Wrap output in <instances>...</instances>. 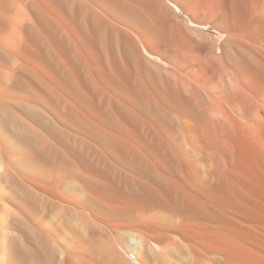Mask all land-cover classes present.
Returning a JSON list of instances; mask_svg holds the SVG:
<instances>
[{
	"label": "bare ground",
	"instance_id": "6f19581e",
	"mask_svg": "<svg viewBox=\"0 0 264 264\" xmlns=\"http://www.w3.org/2000/svg\"><path fill=\"white\" fill-rule=\"evenodd\" d=\"M0 264H264V0H0Z\"/></svg>",
	"mask_w": 264,
	"mask_h": 264
},
{
	"label": "rangeland",
	"instance_id": "374dc122",
	"mask_svg": "<svg viewBox=\"0 0 264 264\" xmlns=\"http://www.w3.org/2000/svg\"><path fill=\"white\" fill-rule=\"evenodd\" d=\"M185 20H186V22L189 23V19H188V18L185 17ZM206 31L209 32V33H211V34H213L214 36H216V37L218 38V41H221V40H222V36H220L218 33H216L213 29H210V28L207 29V28H206ZM151 59H153V61H156V62L162 63L161 60L159 59V57H157V56H151ZM157 60H158V61H157ZM153 70L157 73L158 76H160V77H158V78H159V79H162L163 76H162L161 72L159 71V69H158V70H157V69H153ZM158 72H159V74H158ZM53 133H54V132H53V130L51 129V137L53 136V135H52ZM65 144H66V143H65ZM65 144H64V145H65ZM70 145L72 146L73 144H70ZM70 145H69V146H70ZM52 205H54V207H55V203H54V202H53V203L51 202V210H53V209H52V207H53ZM44 207H45V210H48V209L50 208L49 206H47V207H48V208H47L46 205H45V206L43 205V207H41V208L44 209ZM46 208H47V209H46ZM13 209L15 210V208H13ZM49 210H50V209H49ZM54 210H55V208H54Z\"/></svg>",
	"mask_w": 264,
	"mask_h": 264
}]
</instances>
